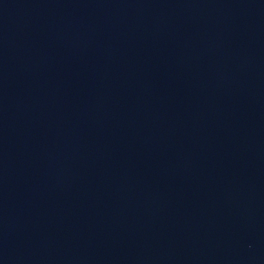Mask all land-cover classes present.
I'll return each instance as SVG.
<instances>
[{
    "label": "water",
    "instance_id": "water-1",
    "mask_svg": "<svg viewBox=\"0 0 264 264\" xmlns=\"http://www.w3.org/2000/svg\"><path fill=\"white\" fill-rule=\"evenodd\" d=\"M0 264H264V0H0Z\"/></svg>",
    "mask_w": 264,
    "mask_h": 264
}]
</instances>
